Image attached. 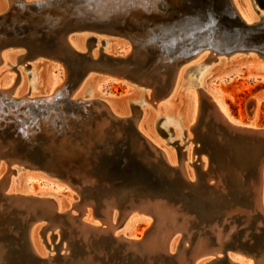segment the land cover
I'll use <instances>...</instances> for the list:
<instances>
[{
    "label": "bare ground",
    "instance_id": "bare-ground-1",
    "mask_svg": "<svg viewBox=\"0 0 264 264\" xmlns=\"http://www.w3.org/2000/svg\"><path fill=\"white\" fill-rule=\"evenodd\" d=\"M128 1L0 0V73L8 66L15 72L9 82L0 81V105L8 102L5 109L0 107V116L7 111L10 116L3 118L12 124L18 113L30 116L22 110L25 103H55L56 99L61 109L67 94L72 103H81L82 111L91 113L90 129L82 111L72 107L70 115L61 113L69 131L59 138L58 128L52 126L59 116L56 112L44 119V133L31 129L35 143L46 140L39 148L49 146L42 154L0 138V243L11 245L8 251L0 244V264H264V235L262 241L256 239L264 228V128L235 120L221 93L206 85L225 59L231 62L240 53L264 59V47L236 43L227 51L220 44L223 36L199 29L203 48L196 55L191 56L185 43H176L178 52H170L154 39L159 29L165 28L168 35L179 28L173 25L172 12L183 18L184 0H167L165 14L158 13L157 5L147 8L144 0H133L144 3L131 19L146 23L148 31H158L143 36H135L137 25L70 20L74 13L92 7L99 17L110 20L108 11L120 5L116 15L126 13L123 5ZM232 3L247 25L264 19V11L258 9L260 0ZM107 36L122 39L124 51H117ZM54 41L58 44L51 47ZM166 41L171 42L169 37ZM39 59L64 67L63 80L52 81L48 92L36 72ZM107 59L116 62L109 65ZM94 71L106 80L129 78L134 95L118 103L99 96L90 86L99 75ZM187 84L194 99L192 111L178 107L160 113L161 101ZM260 106V99L251 101L253 122ZM113 119L120 124H113ZM133 123L148 147L125 132ZM3 126L0 119V131L10 132ZM120 145L130 148L150 169L155 167L149 160L160 159L171 176L181 169L189 184L187 192L195 191L199 203L185 197L154 199L139 188L141 181L134 180L138 184L133 185L109 169L121 160ZM22 171L44 180V186L39 191L19 187L16 179ZM115 178L123 186L114 185ZM205 181L217 190L216 196L223 194L231 201L212 192L200 196V182ZM63 189L79 194L81 200L64 199ZM141 221L147 226L139 236L132 230ZM13 233L20 239L15 240Z\"/></svg>",
    "mask_w": 264,
    "mask_h": 264
},
{
    "label": "water",
    "instance_id": "water-1",
    "mask_svg": "<svg viewBox=\"0 0 264 264\" xmlns=\"http://www.w3.org/2000/svg\"><path fill=\"white\" fill-rule=\"evenodd\" d=\"M144 2H146L147 8L157 5V7L159 8V12H158L159 14H165V12L169 8V5L167 4V0H144ZM144 2L142 1L135 2L133 0L125 2L123 6L128 8V10L126 13L123 12L120 15H116V12L119 10V8H116V7H119L120 5L114 8H111L112 11H108L110 14L109 15L110 20L107 19L105 15L99 17L96 13V9L93 7L91 9L84 11L83 13H80V11L79 13H74L73 17H70V20L74 21L78 19L82 21H97V19H101L103 23H109L111 25H117V26L128 24L129 27L131 28H134V25H137L136 28L139 30V33H136L135 36H143L146 33L147 34L157 33L158 32L157 29L148 31L147 30L148 27L146 23H142L141 21L133 19V18L131 19V17H134L139 14L138 12H135L134 10L139 7L140 3H144ZM260 3H261V6L264 7V1L260 0ZM183 8H184L183 15H182L183 18L178 17L179 14L177 12L175 11L172 12V20L174 21L173 25L174 26L179 25L178 26L179 28L174 30L172 33H168V35L165 34V28L161 30L159 29L158 37L154 39L156 42H159L160 44L168 47L170 52L174 53L175 51H177L176 48L174 47L176 43H185L187 44L188 47H190L192 51L191 56L196 55L199 52L200 48H203V46L200 45V42H199L201 41L199 29L203 31L211 32V34L209 35H219V37L223 36L224 37L223 42H221L220 44L224 45L225 50H227L226 47H229L236 43H244L248 45L249 48L253 46L258 47V49H259V46L264 47V19L258 25H255V26L247 25L238 15L232 3V0H184ZM173 9H177V8H173ZM180 25L183 27H181ZM231 28H233V31L230 30ZM229 35L231 38L228 37ZM172 36L175 37L176 40L173 41L171 39ZM167 37L170 38L171 42L173 41V44L170 41H166ZM168 43H170L171 45H169ZM57 44H58V41H54L52 44H50V46L54 47ZM64 44L65 43H63V47L64 49H66L67 45L66 44L64 45ZM217 51L224 52L218 47H217ZM73 54L74 52H72L71 54L67 53V56L73 55ZM87 59L89 62L92 61V58L89 56L87 57ZM107 61H110L109 65H113L116 62L112 59H107ZM63 98L65 99V103L63 105V108L61 109H59L60 104L58 103L57 99L54 100L55 103H52L50 101L42 102L41 104H37V102H32V105L25 103L22 110L25 112H29L30 116L27 117L26 113L25 114L22 112L18 113L17 114L18 116L15 115L17 117L16 122L14 123L12 121V124H10L8 120L3 118V117L10 116V114H8V112L5 111L3 113L4 115L2 114L0 116V119H1V123L4 126L10 128V132L4 131V130L0 131L1 141L3 143L16 142V144L18 145L22 144L23 149H26V148L29 149L32 147V150H34L33 154H36V153L42 154L44 150L49 148V146L44 145L45 147L39 148L42 144H47L45 143L46 140L43 138L44 142L41 141L42 143H39V144L35 143L37 139L32 138L31 129L44 133L43 129H45L44 126L46 125L45 120L49 119L52 115L57 113L59 116H56L57 119L56 118L54 119L53 121L54 125L52 124V126L59 129V130L58 129L56 130L57 131L56 133L58 134V138L62 137L63 136L62 132L67 131L68 133L69 130H68V126H66L63 121V117L61 113L65 111H69L68 114L66 115L67 116L70 115L73 110L71 109L72 107H74L76 111L83 110V106L81 105V103L79 102L72 103L70 101L69 94H67L66 97H63ZM7 104L8 102L0 105V107H3L5 109V107H7L6 106ZM16 107H17L16 109L18 110L19 106H16ZM88 112L82 111V113L86 115V117L84 116L83 117L84 119L87 118L85 122L88 126V129H90L91 128V124H90L91 118L89 114L91 113L90 112L88 113ZM46 115L48 117L44 118L43 116H46ZM95 115L97 116L98 114H95ZM111 121L113 124H116V125L120 124V122L114 119ZM61 129H63V131H61ZM125 132L126 133L129 132L128 136L130 135L132 136V138L134 137L133 141L140 139L143 141L142 143H144V146H147V141H145L140 136V134L137 132L135 128V123H133V125L131 126L125 127ZM74 135H76L75 131H74ZM74 135H73L74 139L76 138L78 139L82 137L80 135H77V137L75 138ZM129 139L131 138L129 137ZM72 146H74V149H76L75 145H72ZM122 146L123 145H120L122 152L119 153V156H121L120 158L121 160H118L119 163L118 161L116 162L115 160L114 166L110 167L109 169H114L116 172H118L120 177L121 176L126 177L128 180H130L131 184H133L134 180L141 181V187L139 188H143L144 191H146L147 193H151L152 198L154 199L156 197H159V198L172 197L173 199H176V200H182L185 197V198H190L189 201L193 200L192 203H196V204L199 203L198 202L199 200L195 199L196 198L195 191L194 193L187 192L186 188L188 187L189 184L185 182L184 180L185 178L183 174L180 172L181 169L178 170V173L176 175L171 176L168 173H166L164 168L162 167L163 160L160 159L158 160V162H156L155 160L151 161L148 159L154 165L155 167L154 169L159 170L161 174L160 175L156 170L150 169V167H148L147 164L145 165L144 162L142 163L140 159L135 158L133 156L134 154L130 152V148L128 147L123 148ZM232 148L233 147H231V149ZM123 154H127V157L126 158L122 157ZM127 158L130 161L126 162ZM90 159L92 162L98 163V160L94 159L91 156H90ZM232 162L233 160L231 161V163ZM248 171L253 172L251 168H249ZM114 180H117V182L114 185L120 186L122 184V182L118 181V178H115ZM200 183H201L200 189L205 190L204 192L201 190L200 191L197 190L200 196L202 195V193H203V196H205L204 193H211V192L212 194H214V196L217 195L216 194L218 193L217 190L215 188L211 189L210 186L208 185V182L205 181V183L204 182H200ZM230 195H233V194H230ZM218 196L223 197V198L227 197V199L231 201V199H229V196H224L223 194L222 195L218 194ZM197 198H199V196ZM227 199H225V201H227ZM0 244L3 245V247L7 248L8 251H9V248L11 249L10 247L11 245L7 242L0 243ZM16 249L18 250V248Z\"/></svg>",
    "mask_w": 264,
    "mask_h": 264
},
{
    "label": "rangeland",
    "instance_id": "rangeland-1",
    "mask_svg": "<svg viewBox=\"0 0 264 264\" xmlns=\"http://www.w3.org/2000/svg\"><path fill=\"white\" fill-rule=\"evenodd\" d=\"M258 9L260 11H264V8L261 6ZM107 37L113 39L112 43H114V48L117 51H124L125 46L121 42L122 39L118 40L120 38L111 36ZM41 59L37 61L35 60L38 64H40L37 69L38 71L36 72L37 74H39V82L42 83V85L45 87L44 89L46 90V92H48V90H50L49 88L52 81L57 79L63 80L64 67L59 63H54L52 61L48 62V60L46 59H43L41 62ZM226 60L227 59H225L224 61L225 63H221V67L215 69L209 75L206 80L207 88H209L210 91H219L221 93L224 102L227 104L229 115L235 120L242 121L245 124L254 123L256 126L264 128V64H262L264 63V59L258 58V56L256 55L255 57H251L250 55L240 53L237 54V57L231 62L228 60L227 62ZM6 68L3 69V71H1L0 73V81H4L7 83L10 81L12 75L15 72L13 70L8 71V69H10V66H8L7 69ZM93 73L99 75L91 82L90 86L91 89L99 96H104L108 99H111L115 103H118L119 101L134 95V89L130 85H133V83H130L131 80L129 78H117L120 79L119 81L111 79L106 80V76H102L100 72L94 71ZM191 74L192 72L188 73L187 76L189 77ZM70 85L72 86L73 84ZM190 91L191 89L188 88V84L182 91H173L166 100L161 101L160 113L163 114L165 112L169 114L173 109H177L178 107H181V109L183 110L186 109L188 112L192 111L194 99L193 96L189 93ZM254 98L260 99L261 106L258 115L253 122L251 120V113H249L251 112L249 107L251 101ZM154 114L158 115L159 112L155 111ZM162 123L163 122H161V125ZM24 172L27 171H22L17 179L15 177L16 183L19 187L39 191L40 188L44 186V180L39 181L33 175H31L32 173H27L26 175V173ZM120 181L121 180H119V182ZM60 195H63L64 199L66 200L69 198H74L76 201L81 200V196L79 197V194L71 193V191H69L68 189L61 190ZM10 217L15 220L14 223H18V220H16L17 218L15 216L10 215L9 218ZM146 226L147 222L141 221L134 226V229L132 231L140 236ZM263 231L258 234V238H256L257 240H260L263 237ZM12 236L15 238V240L20 239L18 234L14 235L13 233ZM254 244L255 242L253 241L251 242L250 246L254 247ZM17 248V252L20 253L21 248Z\"/></svg>",
    "mask_w": 264,
    "mask_h": 264
}]
</instances>
